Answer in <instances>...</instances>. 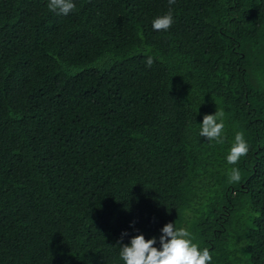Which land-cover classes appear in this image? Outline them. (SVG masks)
Segmentation results:
<instances>
[{
  "label": "trees",
  "instance_id": "16d2710c",
  "mask_svg": "<svg viewBox=\"0 0 264 264\" xmlns=\"http://www.w3.org/2000/svg\"><path fill=\"white\" fill-rule=\"evenodd\" d=\"M74 3L0 0V264H124L170 222L209 264H264V0H176L167 32L168 0Z\"/></svg>",
  "mask_w": 264,
  "mask_h": 264
},
{
  "label": "clouds",
  "instance_id": "9594fccd",
  "mask_svg": "<svg viewBox=\"0 0 264 264\" xmlns=\"http://www.w3.org/2000/svg\"><path fill=\"white\" fill-rule=\"evenodd\" d=\"M176 0H168V11L156 17L152 21L155 31L167 32L174 23L173 9ZM76 8L74 0H48V9L57 14L68 15ZM153 59H147V66L153 64ZM225 129L224 111L217 109L214 114H206L200 124L199 135L208 141L218 144L224 143L223 133ZM249 144L245 140L243 132L235 134L226 159L228 164L236 165L240 159L247 155ZM241 181V172L238 168H232L229 173V183ZM159 237L160 247L157 248L156 237L145 239L144 235L138 234L131 238L130 244H123L120 248V258L124 264H209L213 257L207 247L202 250L194 242L193 234L185 227L177 228L170 222L163 226ZM127 233H122L121 239Z\"/></svg>",
  "mask_w": 264,
  "mask_h": 264
}]
</instances>
